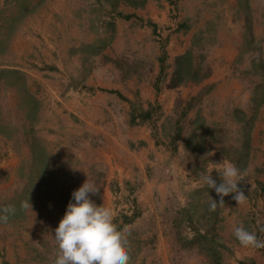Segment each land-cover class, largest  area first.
<instances>
[{"label":"rangeland","instance_id":"rangeland-1","mask_svg":"<svg viewBox=\"0 0 264 264\" xmlns=\"http://www.w3.org/2000/svg\"><path fill=\"white\" fill-rule=\"evenodd\" d=\"M55 1L0 0V53L17 42L18 34L25 27L28 47H24L29 50L26 70H20L21 73L0 71V209L9 204L16 207L15 215L9 218L7 224L0 222V264H54L58 251L54 240L55 229L69 202H75L72 199L73 191L87 179L89 182L96 181L100 187L96 194L98 196L91 200L98 206L110 208L118 228L126 227L129 230V254L140 252L138 246L142 241L157 238L152 232L155 224L153 218L144 216L138 219L143 209L138 202L140 185L132 181L123 184L108 183V186L102 183L96 176L104 173L101 162L84 159L91 155L87 147L80 145L82 151L76 152L69 137L57 136L55 128L51 126L54 104L51 102L50 86L46 82L42 86L29 70L39 66V54L42 56L51 53V41L54 35H58V26L52 23L53 9L50 7L55 5ZM165 1L170 6V23L161 25V31L164 28L168 30L167 36L164 38L160 34L161 38H155L152 35L130 33L132 28L141 24L153 29L159 28L150 18L143 15L141 17L144 21H138V25H130V16L125 14V9L119 10L121 4L144 8L148 0H69L68 10L74 21L68 20L69 23L59 25V34L61 29V34L71 35L69 40H60L63 45L70 47L72 39L74 43L71 44V53L78 57L71 66V84L73 88L88 87L86 79L97 64L94 56L114 42L118 22L114 21L111 13L115 10L125 22L121 25L122 34L115 45V49L123 55L114 60L121 68L128 73L142 72L144 64L149 62V55L156 49L163 51L165 60L168 51L183 49L174 63L167 64L169 67L172 64L175 66L170 86L183 85L184 88L180 90L183 92L189 84L196 85L197 88H193L198 89L197 93L189 96V100L181 95L177 97L175 107L165 121L157 118L152 120L155 139L173 148L176 134L187 127L193 134L195 130H199V135H207L211 133V129H217L220 133V146L234 145L230 142L238 141L236 136L228 132L232 127L230 123L223 126L226 121H219V124H215L206 121L207 118L203 116V120H191L189 125L188 107L183 104L187 103L191 107L211 101L212 86L208 81L216 70L227 77L228 70H242V66H252L254 69L248 76H253V82L260 79L253 71L259 69L264 74V0ZM88 13L92 18H88ZM85 28L88 34L95 35V39L90 41ZM67 29L70 32H66ZM188 53H191L192 58L185 60L184 77H177V59ZM41 64L40 69L50 66L45 60ZM197 69H200V76L195 78ZM43 75L45 79H50V70ZM206 82V85L199 88ZM93 89L95 87H90V90ZM156 89L159 94L164 93V86ZM139 109L142 110V107ZM156 111L158 115L161 114L160 108ZM227 114L225 112L226 116ZM71 138L78 139V134ZM81 138L89 137L85 135ZM10 147L15 149L18 158L24 156L15 164L12 163L11 167L4 165L3 161L15 160V153H8ZM22 148H26L27 152L22 151ZM198 152L190 157L189 174H200L208 170L206 167L212 159L210 152L204 155L203 152ZM221 153L230 157L237 156L236 152H227L225 149ZM167 159L169 158L165 157ZM197 185L192 181H184L183 185L179 184L176 188L179 190L177 198L171 200L174 205L172 209L192 203L194 205L197 201L202 205L194 210V214H198L195 223H190L183 213L178 218L179 222L173 225L172 235L168 234L176 245L172 264H227L223 262L219 248L213 251L210 239H201L198 235L200 228L210 229L206 225V210L209 208L204 205L209 203L205 199H208L210 193L204 190L206 194L198 198L195 190L202 187ZM204 187L206 186L203 189ZM28 199L33 212L21 209V202Z\"/></svg>","mask_w":264,"mask_h":264},{"label":"crops","instance_id":"crops-1","mask_svg":"<svg viewBox=\"0 0 264 264\" xmlns=\"http://www.w3.org/2000/svg\"><path fill=\"white\" fill-rule=\"evenodd\" d=\"M121 5L119 10L125 9V14L130 16L128 21L130 25H138V21H144L141 16L145 15L159 27L153 29L141 24L131 29V35L136 32L161 38V34L166 38L168 30L164 28L161 31V25L170 23L168 15L170 6L165 0H148L144 8ZM50 7L53 9L52 23L58 26L56 31L58 35H54L51 41V53L42 56L39 54L37 60L39 66L43 60L50 66L47 69L36 66L29 71L42 86L44 82L50 86L51 102L54 104L51 126L55 128L57 136H68L76 152L82 151L80 145L86 146L91 155L85 156L84 159L100 161L103 165L104 173L96 174L97 178L107 186L108 183L123 184L130 181L140 185L138 202L143 209L138 219L151 216L155 222L152 224V232L157 238L142 241L138 246L141 251L130 254L131 264H172L176 245L168 234L183 213L186 214L187 220L193 215L196 222L198 214H194V210L202 207L197 201L194 205L192 203L172 209L174 205L171 200L179 195V190L176 189L179 184L192 181L201 186L202 188L195 190L198 198L206 194L204 190L209 191L210 196L205 199L209 200V203H204L205 208L210 205L211 198L219 202L217 194L210 192L207 186L203 189L205 186L201 181L203 172L195 175L188 173L190 157L198 151L203 152V155L210 152L212 159L205 172H211L213 178L217 173L215 169L229 162L248 172L245 181L238 185L247 196V202L238 205L232 198L234 194L232 196L229 194L224 197L223 207H217L215 211L205 209L206 225L210 229L200 228L199 237L216 241L215 248H219L224 263L264 264V249L245 248L234 236V228L243 225L246 230L255 232L258 239H264V232L260 231L264 228V74L259 72V69L253 71L260 78L254 83L253 76H248L254 69L252 66H242V70L234 67V70H228L227 77L220 75L219 70H216L208 81L212 86L211 101L191 107L187 103L183 104L188 107L186 109L188 124L191 120L197 121L199 118L203 120L204 117L207 118L206 121L215 124L226 121L223 126L230 123L232 127L228 132L236 136L238 142H230L234 145L220 146L219 130L211 129V133L207 135H199L200 131L195 130L194 135L187 127L185 131L182 130L172 148L155 139L152 120L157 118L165 121L175 107L177 97L181 95L189 100V96L198 92V89L193 88H197L196 85L189 84L185 92L180 91L184 88L183 85L170 86L175 66L172 64L169 67L167 64L174 63L176 56L181 54L183 49L168 51L163 73L161 49H156L149 55V62L144 64L142 72H126L114 61L117 56L119 58L123 56L115 49V45L122 34L121 25L125 23L114 10L111 14L114 15V21L118 22L114 42L94 56L97 58V64L86 79L88 87L73 88L71 66L78 57L71 53V44L74 43L72 39L70 47L63 45L61 41L69 40L72 38L71 35L61 34V29L59 34L61 28L59 25L74 21L72 13L68 10L70 3L69 0H56L55 5ZM87 15L88 18H92L90 13ZM85 31L90 36V41L92 38L95 39V35L88 34L86 28ZM66 32L70 30L67 29ZM18 35L17 42L7 51L0 53L1 72L21 73L20 70L27 69L29 50L24 47H28L26 27ZM49 70L51 77L45 79L43 74ZM208 82L202 83L199 88ZM158 86H164V93L159 94L156 89ZM90 87L95 89L90 90ZM140 106L142 110L139 109ZM157 108H160V115L156 111ZM225 112L228 113L227 116ZM76 134L78 139L72 140L71 137H75ZM85 135L89 138H81ZM224 149L227 152H236L237 156L223 155L221 151ZM9 150L8 153H15V160L3 161L4 165L11 167L12 163L15 164L24 156L18 158L15 149L10 147ZM22 151L27 152L26 148H22ZM165 157L169 159L165 160ZM105 191L108 195V189ZM96 196L98 195L90 194V199Z\"/></svg>","mask_w":264,"mask_h":264},{"label":"clouds","instance_id":"clouds-1","mask_svg":"<svg viewBox=\"0 0 264 264\" xmlns=\"http://www.w3.org/2000/svg\"><path fill=\"white\" fill-rule=\"evenodd\" d=\"M221 182L217 184L211 172L201 174L202 183L214 189L219 202L211 198L209 211L224 206V197L234 194L238 205L247 202V196L238 187L248 176L247 170H241L232 163H225L215 169ZM100 187L88 179L72 193L59 226L55 229L54 240L58 245L54 264H131L128 248L129 230L119 229L113 211L104 205L98 206L90 199L96 195ZM21 209L31 210L29 199L21 202ZM0 222L7 224L9 218L16 213L15 205H7L0 209ZM33 212V211H32ZM264 232V228L260 229ZM234 236L245 248L264 249V239H258L255 232L246 230L243 225L234 228Z\"/></svg>","mask_w":264,"mask_h":264},{"label":"trees","instance_id":"trees-1","mask_svg":"<svg viewBox=\"0 0 264 264\" xmlns=\"http://www.w3.org/2000/svg\"><path fill=\"white\" fill-rule=\"evenodd\" d=\"M187 58H192V56H191V53H188L187 55H181L180 57H178V59H177V69H176V76L177 77H184V74H185V72H186V69H185V60L187 59ZM161 62H162V73H163V70H164V63H165V58H164V56H162V59H161ZM199 71H200V69H197V71H195L196 73V75H195V78H198L199 76H200V73H199ZM178 81H180V78L178 79ZM148 115L150 114V112L149 113H147ZM180 133H178V134H176V136H175V139H174V143H176V141H177V139L180 137ZM214 179L216 180V182H217V184H219L220 182H221V180H220V177H219V175L216 173L215 174V176H214ZM208 190H210V192H214V194H216V192H215V190H213V189H210V188H207ZM233 194H231V196H232ZM207 208H209V205L207 206ZM189 222L190 223H195L194 221H195V219L193 218V215H190L189 216ZM209 242H212V243H210L211 244V246L213 247V251L216 249L215 247H216V241L215 240H209ZM212 251V252H213Z\"/></svg>","mask_w":264,"mask_h":264}]
</instances>
